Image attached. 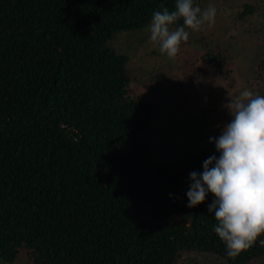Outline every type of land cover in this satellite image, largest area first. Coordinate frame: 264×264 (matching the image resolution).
Masks as SVG:
<instances>
[{"label":"trees","instance_id":"obj_1","mask_svg":"<svg viewBox=\"0 0 264 264\" xmlns=\"http://www.w3.org/2000/svg\"><path fill=\"white\" fill-rule=\"evenodd\" d=\"M161 4L175 0H0V261L264 264V236L227 256L213 194L187 206L190 173L216 149L151 161L153 102L132 89L112 40L146 28ZM200 62L234 83L223 47L205 46Z\"/></svg>","mask_w":264,"mask_h":264},{"label":"rangeland","instance_id":"obj_2","mask_svg":"<svg viewBox=\"0 0 264 264\" xmlns=\"http://www.w3.org/2000/svg\"><path fill=\"white\" fill-rule=\"evenodd\" d=\"M209 4L217 10L215 24L200 31L189 30V40L182 43L174 60L150 42L147 27L123 31L112 40V45L129 58L132 89L153 102L146 138L154 163H176L183 153L199 147L216 149L212 139L232 120L226 107L229 95L244 89L264 95V0H204L203 8ZM245 4L253 12L243 15ZM209 44L231 54L232 85L225 72L201 69L200 55ZM210 260L190 253L178 264H206ZM0 264L30 263L21 252L15 261Z\"/></svg>","mask_w":264,"mask_h":264},{"label":"clouds","instance_id":"obj_3","mask_svg":"<svg viewBox=\"0 0 264 264\" xmlns=\"http://www.w3.org/2000/svg\"><path fill=\"white\" fill-rule=\"evenodd\" d=\"M216 14L214 5L202 8L194 0H175L174 10L161 4L147 25L150 42L174 60L182 43L188 42L189 30L213 26ZM229 96L226 107L232 120L212 139L220 155L207 158L202 173H190L186 195L189 208L203 203L209 193L214 195L208 206L217 222L213 230L227 256L235 259L264 236V95L244 89ZM259 244L264 247V239Z\"/></svg>","mask_w":264,"mask_h":264}]
</instances>
